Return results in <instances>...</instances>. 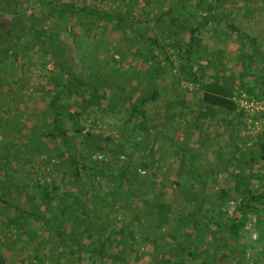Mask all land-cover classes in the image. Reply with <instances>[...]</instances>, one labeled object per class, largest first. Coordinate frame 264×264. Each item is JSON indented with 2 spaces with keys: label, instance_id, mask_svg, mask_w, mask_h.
Listing matches in <instances>:
<instances>
[{
  "label": "rangeland",
  "instance_id": "rangeland-1",
  "mask_svg": "<svg viewBox=\"0 0 264 264\" xmlns=\"http://www.w3.org/2000/svg\"><path fill=\"white\" fill-rule=\"evenodd\" d=\"M33 1L17 0L22 16L47 8ZM60 1L77 9L118 11L134 23L131 29L124 25V30L110 31L103 19L81 13L59 17L40 40L34 34L0 39V49L9 48L0 54V264H120L122 259L128 264H199L190 250L209 253L214 238L227 237L232 221L241 218L237 186L244 181L255 191L264 190V161H249L251 151H260L256 142L264 131L262 74L258 60L243 67L252 46L226 24L255 38L264 52V0H214L211 23L197 33L190 55L184 52L189 28L176 26L193 11L196 19H190L202 20L209 0ZM196 3L205 9L198 10ZM170 14L166 20L173 28L163 33L162 19ZM9 20L0 4V30ZM186 56L198 83L182 69ZM213 74L232 84L241 112L202 104L199 84L212 81ZM69 76L84 84L71 95L64 91L67 84L75 89ZM154 89L157 97L142 106L145 117L130 116L129 104H138ZM59 92L66 96L59 125L67 130V141L56 135L53 124L50 101ZM143 118L148 132L138 128ZM71 156L80 162L79 176L69 167ZM45 185L57 187L48 202L41 199ZM65 191L70 196L62 198ZM225 192L229 197L223 198ZM73 196L76 210L63 213ZM201 197L206 217H216L221 225L187 224ZM15 206L42 218H26L20 229L7 227L6 217L18 213ZM65 214H72L71 223ZM248 217L238 235H231L234 252L220 245L230 254L223 264H264L256 213ZM62 230L68 237L58 234ZM100 250L122 253V259L104 258Z\"/></svg>",
  "mask_w": 264,
  "mask_h": 264
},
{
  "label": "trees",
  "instance_id": "trees-1",
  "mask_svg": "<svg viewBox=\"0 0 264 264\" xmlns=\"http://www.w3.org/2000/svg\"><path fill=\"white\" fill-rule=\"evenodd\" d=\"M33 2H38L40 3L42 6H47V8H44L40 14H24V16H22L20 14V9L18 7L19 3H17V0H0V4H2L3 6V14L4 15H10L11 20H9L8 22V26L6 27L5 30H0V39H3L5 37H13V36H19V35H23V37H28L30 34H34L37 40H40L41 38V34L44 31H47L48 29H51L53 27H55L57 24V21L59 19V17H64V18H68L73 16V14H89L91 16H98L100 19H103L105 21V26H107V24H110V31H118L121 29H125L124 25L126 26V28H132L133 27V23L134 21L131 20L130 18H128L129 16H125L123 13L118 12V11H109V10H97L94 7H89V6H84L83 8H75L74 3L72 2H61L60 0H34ZM11 3V5H10ZM9 7V8H8ZM198 10L201 9H205L202 8L200 3H196L195 6ZM214 7V0H209L207 2V6L206 9L204 11L205 14H203V19L200 20L199 22H196V20H191L190 16L194 19L195 18V11L191 12L189 15H187L185 17V20H181L180 22H178L179 24L176 26V28L180 31H182L183 29V24L184 26H187L189 28V41L186 45V47L184 48V52L188 55L191 54V45L192 43H195L196 40V35L197 33L200 31V29L202 27L207 26V24H210V18H208V14L210 13L211 9ZM26 10V9H25ZM212 14V13H210ZM209 14V15H210ZM156 17V19L158 18L157 13L154 15ZM171 14L168 17H165L164 19H162V21L164 23H161L162 26V31H165V28H173L171 27L169 24L172 21H167V18H170ZM212 18L217 20V23L221 22V18L216 15L213 14L211 15ZM173 21H177L180 18H175L172 17L171 18ZM188 20H191L188 22ZM49 23L50 26H46V23ZM188 22V23H187ZM86 23H83V26ZM228 28L234 32L236 34V36L238 38H240L241 40H248L251 44V48H252V53L251 54H245L244 57L245 59L242 60V64L244 65L243 67H246L245 69H247V67H249L250 65H252V63L254 62V60H258L259 62V66H260V70H261V79L259 81L260 83V96H264V52H262L258 46V44L256 43L255 38L248 36V34H246L245 32L241 31L239 27L235 26L234 24L231 23H226ZM90 26V24H89ZM85 29H88V26L85 25L84 26ZM122 30V31H123ZM165 32H169L168 30ZM164 33V32H163ZM139 36H143L142 33L139 34ZM139 36L136 35L137 38H139ZM143 38V37H142ZM149 39V42H152L154 44H157V39L156 37H146ZM14 50L16 51V49L14 48ZM9 51V48L7 46H3L0 49V54H7ZM187 55V56H188ZM186 56L185 59V64H183L182 69H187L188 71V75L190 77V79L195 82L198 83V79L195 77V73L192 70V63L190 58H188ZM220 79L216 76V74H213V80L209 81V82H201L199 84L200 89H202V95H201V102L202 104H205L207 106H211L214 108H218L221 110H225L228 112H235L237 111L239 108L238 102L234 99V94H233V86H231V83H227L226 81L222 80L219 81ZM68 81L71 82L70 85H72V88L75 89L72 90L70 88H68V84L65 87V92L67 94H73L76 93L77 91V86H83L84 84L77 80L75 77H68ZM248 91V90H246ZM158 90L154 89L152 90L151 94H148L146 97L142 98L140 100V102L138 104H134L131 103L129 104L130 107V116H134L137 114H140L142 117H145V111L143 110L142 106L148 102L150 99H155L158 95ZM257 96V95H254ZM259 97V96H258ZM66 98V96L62 93L59 92L57 93L50 101L51 103V107L53 110V114H54V119H53V124H54V128L56 129V135H59L60 137H62L63 140L67 141L68 140V136H67V130H65V128H63L62 126L59 125V117L62 116V111L60 110V106L62 105V99ZM90 102V101H89ZM242 111V109H240V112ZM138 128L144 130L145 132L149 131V128L146 126V121L143 118L141 120V122L138 123ZM88 136V137H87ZM87 138L92 137L91 136V131H89L86 135ZM259 146L260 151L258 153H256V151H251L252 153V157L249 159V161H255V160H261L264 161V131L260 132V137L257 139L256 142ZM75 156H71L69 159V167L72 166V172L73 174L76 176L81 175V171L78 165H80L79 160H76V158H74ZM248 161V162H249ZM247 163V162H246ZM83 166V165H82ZM84 167V166H83ZM140 167L146 168L148 167V164L146 163H141ZM127 168L125 170L122 171H126ZM210 173H212L210 171ZM216 173V172H215ZM214 173V174H215ZM238 178L240 179H244L243 176H241L240 174H238ZM242 177V178H241ZM202 182H205V178H202ZM121 180L119 179V185H116L117 187H120ZM53 188L56 190L57 187L55 188L53 186ZM237 190H236V198L239 199L238 203H239V209L241 211V218H239V220L237 222L232 221L231 226L229 227L230 232L229 235L227 237H220V238H214V242L211 246L210 252L206 253V252H199L197 253V255H194V251L190 250V256L193 257V259H198L199 260V264H223L224 261L229 260L230 259V254L229 251L225 248L224 250L221 251L222 247L220 245H223L225 247H228L231 252H234V247L232 243L229 242L233 241V236L238 235V232L240 229L243 228L245 222L247 221V219L249 218L248 215L251 212H255L256 213V217L257 220L255 222V226L259 228V239H261V241L264 242V228H262V226L264 227V190L262 191H255L253 189H251L248 185L247 182H241L238 186H237ZM55 190H51L49 189L46 185L42 188L41 191V199L43 201L48 202L49 200H52L53 198V193L55 192ZM117 190H114V192L111 193L112 197H115V195L117 194L116 192ZM70 196V192L65 191L63 193V197H68ZM224 197H229V193L225 192L223 194V198ZM205 201V197H201L200 200H198L197 204L195 205V207H193L192 210L189 211L188 213V220L187 224L191 223L194 224L195 226H197L199 223H201V221H206L207 223H213L216 226L221 225V221L219 219H217L216 217H206V214H204V211L202 210V203ZM1 202V200H0ZM3 203L8 204V202L6 200H2ZM78 204V198L76 196H73L72 199V204H68V206H64L63 207V213H65L68 209L70 210L72 208L73 205ZM15 208L18 210V213L11 217V216H7L6 220L4 222V224L7 227H15V228H22L23 227V220L26 218H33V219H41L42 216H40L39 214L33 212V211H27L24 210L22 208L16 207ZM79 209H81L84 213L85 218L89 217L88 211L86 209H84L83 206L80 205ZM76 210V208H72L70 211L74 212ZM220 212V210L218 211ZM66 216V222H70L71 223V219H72V214H68V216L65 214ZM47 226H51L52 222L50 221H45ZM76 224V223H75ZM59 225H57L56 227L53 225V227H55V229H57ZM231 230H233L234 232H231ZM65 234L68 237V233L65 230L59 231L58 234ZM73 241L75 242H79L77 238H74ZM78 246H80V243H78ZM242 248L240 250V248ZM238 247V253H243L245 245L239 246ZM82 248V246L80 247V249ZM237 248V247H236ZM102 257H109L111 258V260H120L122 259V253L116 252L112 255H109L106 252L103 251H98ZM208 252V250H207ZM243 255H241V257L239 258V262L243 263ZM120 264H128L124 259H122V261L120 262Z\"/></svg>",
  "mask_w": 264,
  "mask_h": 264
}]
</instances>
